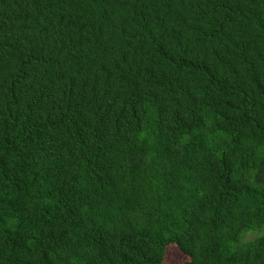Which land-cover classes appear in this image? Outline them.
Instances as JSON below:
<instances>
[{
  "label": "trees",
  "instance_id": "obj_1",
  "mask_svg": "<svg viewBox=\"0 0 264 264\" xmlns=\"http://www.w3.org/2000/svg\"><path fill=\"white\" fill-rule=\"evenodd\" d=\"M264 264V0H0V264Z\"/></svg>",
  "mask_w": 264,
  "mask_h": 264
},
{
  "label": "rangeland",
  "instance_id": "obj_2",
  "mask_svg": "<svg viewBox=\"0 0 264 264\" xmlns=\"http://www.w3.org/2000/svg\"><path fill=\"white\" fill-rule=\"evenodd\" d=\"M181 254H179L173 245L167 246L164 251V261L167 264H178L180 263L184 258Z\"/></svg>",
  "mask_w": 264,
  "mask_h": 264
}]
</instances>
